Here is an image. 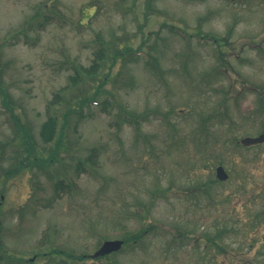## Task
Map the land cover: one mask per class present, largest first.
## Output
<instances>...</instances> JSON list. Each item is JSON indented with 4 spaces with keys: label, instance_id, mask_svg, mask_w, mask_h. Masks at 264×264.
<instances>
[{
    "label": "rangeland",
    "instance_id": "obj_1",
    "mask_svg": "<svg viewBox=\"0 0 264 264\" xmlns=\"http://www.w3.org/2000/svg\"><path fill=\"white\" fill-rule=\"evenodd\" d=\"M117 2L0 0V68L15 114L14 119L0 95L1 241L12 250L14 242L32 246L50 229L51 247L77 249L84 257L78 264H264V224L256 227L254 220L264 208V144L251 150L230 145L234 137H257L264 129L259 110L260 98L264 100V0H152L149 18L145 0H129L124 7ZM44 3L50 11L56 4V21L37 33L26 22ZM140 25H145L142 30ZM99 32L119 44L143 46L136 61L116 65L97 95L98 102L118 101L135 116L149 113L142 135L127 122L117 127V107L108 113L91 104L83 109L86 116L79 126L77 115L69 116L50 168L12 176L22 151V131L15 122L31 133L44 150L41 156L51 154L53 145H43L39 134L47 106L70 85L74 65L92 64ZM210 35L227 40L223 59L217 44L206 39ZM151 57L160 66L159 75L148 65ZM220 65L223 71L215 79L203 77ZM96 86L66 90L61 118L92 96ZM216 89L228 91L227 106L237 128L232 132L219 125L201 137L200 117L217 110L224 97ZM92 152L98 154L99 166L91 172L86 159ZM222 160L231 179L217 184L207 197L196 188L216 177V163ZM80 161L88 171L78 177ZM59 179L65 184L75 180L78 188L55 201ZM168 188L148 217L130 219L129 209L142 207L153 192ZM149 224L156 228L141 245L107 258L89 257L105 240L122 239ZM225 227V250L209 254L205 241L195 244L196 238ZM179 235L191 239L174 242Z\"/></svg>",
    "mask_w": 264,
    "mask_h": 264
},
{
    "label": "trees",
    "instance_id": "obj_2",
    "mask_svg": "<svg viewBox=\"0 0 264 264\" xmlns=\"http://www.w3.org/2000/svg\"><path fill=\"white\" fill-rule=\"evenodd\" d=\"M129 0H118V4L124 7ZM194 1V0H193ZM204 1V0H201ZM152 0H145V7L146 10L144 12L145 18H149L151 15V12L153 10L152 8ZM56 4H54L50 10L48 9L47 3L41 4L38 11L26 22L28 27H31V30H35L37 33H40L41 31L46 30V28L53 24L56 21L55 18V10ZM145 26V25H144ZM144 26L140 25V30ZM171 28H173L171 26ZM24 36H27L29 38V35H27L26 30L20 31ZM185 34V33H184ZM188 42L191 41V37L189 34H186ZM198 37H204V35H200ZM206 39H211L215 44H217L216 52L219 54V58L223 59L224 51H222V45L224 42H227L226 39L222 38L221 36L217 35H210ZM95 42L99 45L98 48L94 51V59L92 61V64L88 67L79 64L73 66V75L70 77V85L68 87L63 88L60 92L54 95L53 99L49 102L47 106V120L42 124L40 129V140L42 141L43 145L50 146L53 145V149L51 154H48L47 156L43 157L41 156V152H44L42 148H38L37 145H35V142L33 141V136L31 133H29L22 125L19 124V122H15L16 126L22 131L21 136V143H22V151H18L17 153V160L19 161V164L17 165L16 169L13 172L12 176H16V174H19L26 170H33L34 168H42L43 170H46L50 168L56 157L57 152L60 149V146L63 145L64 141V132L66 130V126L69 121V116L71 114L77 115V120L75 121V127L79 126V124L83 121L85 118L84 108L90 107L91 104H96L101 106V110L103 112H108L109 109L112 107H117L119 109V122L117 123V127L121 129L123 123L127 122L130 125H132L135 129V133L139 135V137L142 135L141 125L144 121L148 119L149 113H144L140 115H134V113L130 112L128 108L122 107L121 103L118 101L111 102L108 99H105L102 102L97 101V95L104 91V86L107 83L110 76H112L111 71L116 67V65L122 61L124 66H128V63H132L136 61L142 54L143 46H139L137 48H134L132 44L125 43V44H119L114 39H106L104 34L102 32H99L96 34ZM150 69L152 72H154L156 75H159L160 66L157 64V62H153L152 57L148 60ZM214 68L209 73H205L204 76H215L216 74H219L223 69L221 68ZM96 92L92 96H86L79 102H77L76 106L77 109H70L68 112L63 114L62 118L60 116V110H62L63 103L68 102L67 95L64 94L66 90H70L72 88L79 87L80 85H91L96 84ZM221 91L224 94V97L219 105V108L215 110L210 115H207L206 117H200V124L197 129V133L199 136L203 137L210 135V131L214 127H219L221 125L222 127L226 126L225 128L230 129L232 132L237 128V123L235 122L234 118L230 115V109L229 106H227V100L229 98L228 91L227 90H221L216 89L215 91ZM89 90V94H90ZM262 93V92H261ZM264 94V91H263ZM0 95L3 96V106L11 113V116L15 119V114L13 109L10 107L9 104V92L4 86V80L2 77V69L0 68ZM62 108V109H61ZM259 110L261 112V116L263 114L264 116V100L260 98L259 102ZM159 113V111H157ZM89 116V114L87 115ZM163 117H166V114L163 115ZM264 125V120H263ZM264 133V129H263ZM138 137V138H139ZM145 139V142L149 143V138L146 136H142ZM174 145V143H173ZM176 146L182 145L181 142H176ZM230 145L233 146L236 150H251L255 147L251 148H245L239 144V140L237 137H234L230 141ZM41 151V152H40ZM50 155V156H49ZM222 158V156H221ZM223 159H226V156H223ZM87 164L91 166L89 167V171L92 172V170L97 171L98 170V154L96 152H92L89 157L86 159ZM207 163L210 164L211 159L205 160ZM217 165H225V161L222 160ZM85 162L80 161L77 165V176L80 177L83 172H87L88 169L85 168ZM92 169V170H91ZM233 170V167L231 168ZM235 171V170H233ZM66 182L62 179L57 180L54 183L55 188V197L52 200H59L61 199L66 192L69 194L72 193L74 189L78 188V184L75 180H72L71 183L65 184ZM217 184H224L219 182L215 177H211L208 181L202 183L199 185L196 190H200L202 193H204L207 197H210L214 192V187ZM190 190V189H189ZM171 188L160 190L153 192V195L151 197V200L149 203L142 205V207H135V210L129 209L128 210V216L131 218H134L136 220H143L146 217H148L152 211V208L155 205L157 197L160 195H165L166 193L170 192ZM188 193V191H186ZM263 194V193H262ZM4 195V194H3ZM44 206L48 207V204H44ZM255 226L258 224L261 226L264 224V208L257 212L254 216ZM156 227L154 225H146L143 226L139 231L135 232H126L125 236H123V240L125 241V247L122 250V252L126 251V249L132 248L134 246L141 245L146 239H148L152 233V231ZM227 227L224 229H221L215 235L211 234H205L201 237H198L195 239V244L200 246L201 241H205L206 244V253H212L214 250H225L226 247V236L228 233ZM178 238L181 239V244L183 243V240H190L191 237L188 235H185L184 237L175 236L174 242L178 240ZM197 246V247H198ZM172 247V246H171ZM84 257H80L82 260Z\"/></svg>",
    "mask_w": 264,
    "mask_h": 264
},
{
    "label": "flooded vegetation",
    "instance_id": "obj_3",
    "mask_svg": "<svg viewBox=\"0 0 264 264\" xmlns=\"http://www.w3.org/2000/svg\"><path fill=\"white\" fill-rule=\"evenodd\" d=\"M52 236H41L39 241L32 246L19 245L14 242V249L1 246L0 242V264H78L79 255L77 249L69 251L67 248H52ZM2 240V238H0ZM4 242V241H3ZM49 246V247H48ZM47 248H52L47 251ZM9 250L7 254L3 253Z\"/></svg>",
    "mask_w": 264,
    "mask_h": 264
},
{
    "label": "water",
    "instance_id": "obj_4",
    "mask_svg": "<svg viewBox=\"0 0 264 264\" xmlns=\"http://www.w3.org/2000/svg\"><path fill=\"white\" fill-rule=\"evenodd\" d=\"M240 143L246 147H251L255 145H260L264 143V134L258 137H244L241 139ZM217 178L220 181H227L229 179V174L223 166H219L216 169ZM124 245L122 240L106 241L102 247L93 255V258H98L101 256H106L114 252H119Z\"/></svg>",
    "mask_w": 264,
    "mask_h": 264
}]
</instances>
